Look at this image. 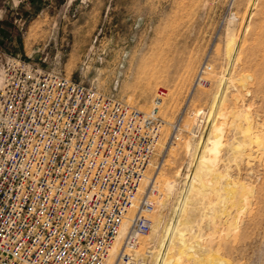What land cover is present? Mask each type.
Wrapping results in <instances>:
<instances>
[{"label": "rangeland", "instance_id": "1", "mask_svg": "<svg viewBox=\"0 0 264 264\" xmlns=\"http://www.w3.org/2000/svg\"><path fill=\"white\" fill-rule=\"evenodd\" d=\"M43 3L26 32L0 33L3 57L142 112L163 92L161 117L184 115L181 139L161 145L149 168L158 206L134 263L264 264V0ZM3 6L18 9L15 0Z\"/></svg>", "mask_w": 264, "mask_h": 264}, {"label": "built area", "instance_id": "2", "mask_svg": "<svg viewBox=\"0 0 264 264\" xmlns=\"http://www.w3.org/2000/svg\"><path fill=\"white\" fill-rule=\"evenodd\" d=\"M0 48V264H135L158 190L149 168L183 114L148 112ZM210 70L203 66L202 74ZM189 135L200 134L203 111ZM168 129V133H166Z\"/></svg>", "mask_w": 264, "mask_h": 264}, {"label": "crops", "instance_id": "3", "mask_svg": "<svg viewBox=\"0 0 264 264\" xmlns=\"http://www.w3.org/2000/svg\"><path fill=\"white\" fill-rule=\"evenodd\" d=\"M16 8L3 6L0 10V33H23L28 30V25L39 16L32 13L31 9L44 5L45 0H15ZM4 21H9L10 25L5 26Z\"/></svg>", "mask_w": 264, "mask_h": 264}, {"label": "bare ground", "instance_id": "4", "mask_svg": "<svg viewBox=\"0 0 264 264\" xmlns=\"http://www.w3.org/2000/svg\"><path fill=\"white\" fill-rule=\"evenodd\" d=\"M193 180V179H192ZM199 181H201V180H199ZM211 182V181H210ZM209 182V183H210ZM171 183V182H170ZM201 183V182H200ZM167 184H169V183H167ZM201 185V184H200ZM167 186H171V185H167ZM166 186V187H167ZM202 187V186H201ZM165 188V187H164ZM170 188V187H169ZM169 188H167L166 190H168ZM207 188V187H206ZM199 189V188H198ZM157 206H158V201H157ZM118 246H119V244L117 243L114 247H113V249L111 250V252H110V255L112 254L113 255V253H114V256H113V259H112V261H111V264H113L114 263V257H115V254L117 253V250H118ZM115 250V251H114ZM113 252V253H112ZM110 255H109V257H110ZM111 255V256H112ZM109 257H108V259H109ZM108 259H107V262H108ZM106 264H108V263H106Z\"/></svg>", "mask_w": 264, "mask_h": 264}]
</instances>
